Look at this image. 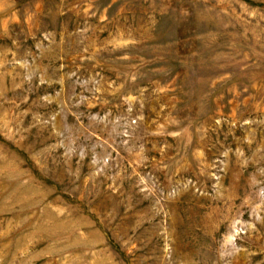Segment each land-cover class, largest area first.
Returning a JSON list of instances; mask_svg holds the SVG:
<instances>
[{"label": "rangeland", "instance_id": "obj_1", "mask_svg": "<svg viewBox=\"0 0 264 264\" xmlns=\"http://www.w3.org/2000/svg\"><path fill=\"white\" fill-rule=\"evenodd\" d=\"M0 264H264V0H0Z\"/></svg>", "mask_w": 264, "mask_h": 264}]
</instances>
